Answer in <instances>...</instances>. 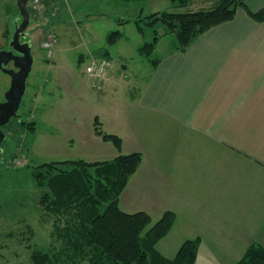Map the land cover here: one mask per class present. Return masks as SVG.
I'll return each instance as SVG.
<instances>
[{"label":"crops","instance_id":"crops-1","mask_svg":"<svg viewBox=\"0 0 264 264\" xmlns=\"http://www.w3.org/2000/svg\"><path fill=\"white\" fill-rule=\"evenodd\" d=\"M217 1L188 0L186 5L203 7ZM246 3L252 11L264 6V0ZM193 11L198 10L186 12ZM177 46L178 39L153 60L151 70H141L142 77L134 78L126 63H121L120 72L111 62L106 78H92L99 94L95 112L99 107L103 119L96 116L94 133L85 138V148L111 144L97 133L99 129L119 136L121 153L143 155L142 164L120 195L122 210L146 211L152 220L173 211L176 222L167 236L179 239L180 246L198 238L199 251L205 244L210 250L238 249L241 259L258 242L249 229L236 225L234 237L239 234V238L232 241L231 214H222L217 207L222 200L226 210L224 201L228 204L230 197L225 198V188L234 173L246 180L264 174V22L239 8L232 20L205 31L185 51ZM92 56L97 55L91 53L89 60ZM81 58L85 60L84 55ZM125 84L132 99L125 104L127 118L116 101ZM112 121L114 128H105ZM109 146L116 156L120 154L116 146ZM232 164L243 168L246 177ZM255 192L264 198V187ZM196 203L208 205L203 210L206 213L198 211ZM204 236H210L208 241Z\"/></svg>","mask_w":264,"mask_h":264},{"label":"rangeland","instance_id":"rangeland-1","mask_svg":"<svg viewBox=\"0 0 264 264\" xmlns=\"http://www.w3.org/2000/svg\"><path fill=\"white\" fill-rule=\"evenodd\" d=\"M31 1H34V10ZM217 3L196 7L180 6L174 0H29L31 25L28 28H34V67L31 74L34 126L26 124L21 127L19 137H16L13 146L8 145L5 161L0 165V264H32L36 249L49 252L52 246H60L57 227L62 223L56 215L48 213L42 202L48 188L40 187L35 181L33 170L36 166L53 161L83 159L95 162L116 157L109 146L113 144L114 147L115 143L102 135V139L111 144H106L104 148L94 144L85 148L84 142L88 141L85 138L94 133L96 116L101 121L103 119L102 113H98L99 107L95 112L99 94L92 85L94 81L85 74L91 53L112 60L114 68L120 72L121 63H126L129 72L135 74L134 78L142 77L141 70H151L153 60L159 59L177 43L176 33L168 32L163 22L148 23L152 14L208 10ZM20 16L17 0H0V46L4 45L6 31L14 29L15 20ZM117 30L123 35L118 41L110 43L108 36ZM157 32L159 40L155 50L150 54L140 53L139 48L153 41ZM50 33L58 36L51 51L43 46ZM105 49L109 52L106 55ZM82 55L85 60H80ZM120 89L122 95H118L116 101L119 111L127 118L125 104L132 99L128 85ZM105 126L107 129L114 128V121ZM140 130L145 134L141 125ZM121 148H117L120 155L123 154ZM125 150H129L128 146ZM232 166L238 167L246 177L243 168ZM247 179L234 173L229 188H225V198L230 197L228 204L227 199L224 201L226 210L223 212L222 200L217 209L222 214H231L233 226L249 229L258 244L264 245V227L260 229L264 225V198L256 196L255 192L264 187V174ZM242 198L245 201H241ZM196 205L201 213L208 207L200 203ZM215 209L213 207L212 212ZM184 212L191 213L187 209ZM180 215L182 218V213ZM192 222L195 223L194 220ZM236 230L235 227L231 233L232 241L239 238V234L234 237ZM166 236L158 242L157 249L165 257L173 258L180 248V241ZM209 238L204 236L205 241ZM227 250H210L205 244L198 253L196 264L236 263L240 259L239 250ZM74 264L92 263L85 258Z\"/></svg>","mask_w":264,"mask_h":264},{"label":"trees","instance_id":"trees-1","mask_svg":"<svg viewBox=\"0 0 264 264\" xmlns=\"http://www.w3.org/2000/svg\"><path fill=\"white\" fill-rule=\"evenodd\" d=\"M174 1L180 6L188 3ZM246 1L219 0L212 9L193 12H157L148 23L163 22L169 32L176 33L177 50L185 51L205 31L232 20L238 8H245L251 18L264 22V6L252 11ZM122 35L113 31L108 41L114 43ZM158 40L156 33L153 41L139 48L140 53H152ZM107 53L106 50L104 54ZM97 133L121 148L119 136L100 129ZM142 160V153L134 152L106 161L71 159L36 166L35 181L48 188L42 202L62 225L57 227L60 246H52L49 252L36 249L32 264H74L85 258L92 264H196L198 238L186 240L173 258L165 257L157 249L158 242L176 222L173 211H166L153 223L146 211L127 213L120 207V195ZM233 264H264V245L252 244Z\"/></svg>","mask_w":264,"mask_h":264},{"label":"flooded vegetation","instance_id":"flooded-vegetation-1","mask_svg":"<svg viewBox=\"0 0 264 264\" xmlns=\"http://www.w3.org/2000/svg\"><path fill=\"white\" fill-rule=\"evenodd\" d=\"M22 20V16L15 20L14 29L6 31L4 45L0 46V52L6 51L0 57V165L5 161L8 145L13 146L16 137H19L18 133L22 131L21 127L26 124L29 127L34 126L32 125L34 122V86L31 80L34 67V28L26 29V34L21 35L20 40L16 44L17 48L12 45L16 26L20 25ZM29 25H31V22ZM28 49H30L33 56L32 62H30V57L25 54ZM27 67H31V70L26 79L25 94L22 96L19 108L13 109L9 99L11 97L14 100L16 99L18 90L16 85L20 84L23 70ZM14 80L16 81V89L13 90ZM9 113L13 114L4 123L3 121H5Z\"/></svg>","mask_w":264,"mask_h":264},{"label":"water","instance_id":"water-1","mask_svg":"<svg viewBox=\"0 0 264 264\" xmlns=\"http://www.w3.org/2000/svg\"><path fill=\"white\" fill-rule=\"evenodd\" d=\"M28 0H17V5L19 7L21 16L23 18L22 23L20 25L16 26V30L14 33V40L12 41V45H14L17 48V42L20 40L21 35H25L26 34V29L28 28L30 22H31V13L30 10L28 8ZM28 44V43H27ZM20 50V49H18ZM6 51H1L0 52V57L2 56L3 53H5ZM25 54L27 56L30 57V62H32L33 60V56L30 52V49L26 50ZM31 70V67H27L26 69L23 70V75L21 77V81L20 84L17 86L16 85V81L14 80V85H13V90L18 88L17 90V96L16 99L14 100L13 97H11L9 99L10 105H12L13 109H18L22 96L25 94V90H26V79L29 75V72ZM16 85V88H15ZM12 92V91H11ZM13 114V113H12ZM12 114H8L7 118L5 119V121H3L4 123L8 121L9 117L12 116Z\"/></svg>","mask_w":264,"mask_h":264},{"label":"built area","instance_id":"built-area-1","mask_svg":"<svg viewBox=\"0 0 264 264\" xmlns=\"http://www.w3.org/2000/svg\"><path fill=\"white\" fill-rule=\"evenodd\" d=\"M32 2V1H31ZM33 4V5H32ZM32 9L34 10V1L32 2ZM49 40L43 41V46L50 49L52 44L58 41V36L56 34H49ZM111 67V61L107 58H99L98 56H92L85 67V74L89 78H106L108 70Z\"/></svg>","mask_w":264,"mask_h":264}]
</instances>
